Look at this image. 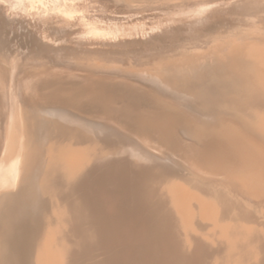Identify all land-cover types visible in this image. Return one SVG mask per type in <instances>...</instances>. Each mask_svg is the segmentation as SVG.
I'll return each instance as SVG.
<instances>
[{"label": "bare ground", "instance_id": "obj_1", "mask_svg": "<svg viewBox=\"0 0 264 264\" xmlns=\"http://www.w3.org/2000/svg\"><path fill=\"white\" fill-rule=\"evenodd\" d=\"M126 1L129 5L116 0H0V264H27L29 246L37 250L45 237L36 233L47 200L39 154L47 151L45 142L54 131L42 116L57 119L56 126L65 132L90 133L109 146L88 145V160L80 157L87 169L72 191L81 199L77 213L92 221L100 245L122 246L123 253L116 256L121 264H158L156 258L131 252L132 246L148 244L179 264H206L207 244L197 236L188 242L189 254L176 250H181V240L173 230L172 212L157 213L156 203H148L160 190L167 193L176 179L264 218V142L259 139L264 137V0ZM93 61L103 62L109 73L127 72L123 65L138 67L133 72L138 79L84 74L73 67ZM48 62L53 65L34 73L26 67ZM153 65L156 69L148 68ZM66 80L76 81L85 93L78 96L64 86ZM74 108L98 119L80 116ZM227 115L239 124L227 122ZM33 122L39 145L31 153ZM245 130H260L261 136L251 133L249 141ZM188 135L201 137L203 144L187 140ZM253 138L261 142L255 145ZM254 167L260 169L252 172ZM28 171L31 188L25 193L21 186Z\"/></svg>", "mask_w": 264, "mask_h": 264}, {"label": "rangeland", "instance_id": "obj_2", "mask_svg": "<svg viewBox=\"0 0 264 264\" xmlns=\"http://www.w3.org/2000/svg\"><path fill=\"white\" fill-rule=\"evenodd\" d=\"M117 2H119L120 4L124 3L127 4L126 0H116ZM123 1V2H122ZM137 2V1H136ZM135 2V3H136ZM246 52V51H245ZM243 54V52H236V55H240ZM233 55H235V52L233 53ZM235 55V56H236ZM94 62V61H93ZM96 62V63H95ZM94 64L91 63H82L79 62L78 63H73V67L76 68V70H78L80 73H88L95 76H105V75H110L113 74L116 77H119V75H122L124 77L129 78L130 80H135L138 79V77L136 75L133 74V72L138 71V67H134V66H128V65H123V68L127 70V72H110V69L108 67H104V63H100L101 61H95ZM99 62V63H98ZM77 64V65H76ZM52 64V62H48L43 65H26L28 72L30 73H34L37 72V70H42L45 69L46 67H50ZM92 65V66H91ZM96 65V66H95ZM103 65V66H102ZM32 66V67H31ZM37 66V67H36ZM81 66V67H80ZM157 65H153V66H148L149 69H156V67H154ZM35 70H34V69ZM38 68V69H37ZM79 68V69H78ZM94 69V71H93ZM145 69V68H144ZM81 70L83 72H81ZM131 70V71H130ZM129 71V72H128ZM118 75H116V74ZM121 73V74H120ZM129 73V74H128ZM135 77V78H134ZM122 78V77H120ZM64 86L67 88H74L75 90H77V92L79 93L78 96L83 95L85 93V88L82 87L81 85H79L76 81H64ZM78 112V114L80 115V113H82L81 115H83V117H87V118H96L97 116H93L92 113H89L83 109H79V108H74L73 111ZM80 110V111H79ZM74 111V112H75ZM86 114V115H84ZM80 115V116H81ZM92 115V117H91ZM228 116V115H227ZM44 117V118H43ZM230 116L227 117V119ZM233 117V116H232ZM94 118V119H95ZM235 117L233 118H229L227 120V122L231 123V124H235L238 125L236 122L233 121ZM98 119V118H96ZM41 120L46 122L48 124V127L54 131L53 134L51 135L50 139L45 142L46 147L48 148L47 151L45 149H41V152L39 154V158L41 157V173H40V177L41 179H45L44 177H46V181L44 180V187H45V191H46V195L45 198L46 200V204L45 207L43 209V213L41 214V219H39V223H38V231H36V233H41L43 232V236L44 238H41V241L43 240V242L40 244V246H38L37 250H34L33 245L29 246L28 248V255H27V264H67L68 261H70V263L68 262V264H109V262L111 260H114L117 264H121V260L120 257H116V256H120L122 252V246L120 245H108V244H104L102 243L100 245V241L97 239V234L93 231L94 227H93V223L90 219L86 218L84 214L81 216L80 214H78L77 212V205H79L80 201L78 202V194L73 193L72 191V187L79 181V179L81 178L82 174L86 171L85 169H87V167L85 168L84 162L88 160L87 158L91 155L90 154V148L88 145L93 144L96 146H99L101 149L107 148L109 147L106 144H103V142H101L97 137H95L94 135H91L90 133H85L84 135H80V131H73V130H68L67 132H65L63 129L58 128V126H56V122L54 120H57L55 118L52 117H48V116H42ZM234 120H238V119H234ZM233 121V122H232ZM241 124V121H238ZM66 126V125H65ZM68 126V125H67ZM31 128V140L29 144V149L30 152L33 153V151L36 149V145H39V138L37 135V131L35 128V124L34 122L31 124L30 126ZM133 129H135L133 127ZM80 130V129H79ZM73 131V132H72ZM254 131V130H251ZM251 131H247L245 130V137H248L249 135H251V133H255L254 135H251L252 137L255 136V138H259L261 135H259L258 133H260V130H258L257 132H251ZM71 132V133H70ZM134 132V131H133ZM249 132V133H248ZM258 135H257V134ZM77 134V135H76ZM54 135V136H53ZM186 136V135H185ZM251 136H249L247 139H249V141H252ZM259 136V137H257ZM70 137V138H68ZM191 137V136H190ZM193 137V138H192ZM191 138H189L188 135V139L189 141H198L201 143V145L203 144V141H199V139L201 140V137H194L192 136ZM262 137V138H261ZM259 139H261V141L264 142V137L261 136ZM58 138V139H57ZM72 138V139H71ZM77 138V139H76ZM83 138V139H82ZM203 138V137H202ZM70 139V140H69ZM208 138L204 137L202 140H207ZM254 139V138H253ZM263 139V140H262ZM72 140V141H71ZM78 140V141H77ZM92 140V141H91ZM194 140V141H193ZM255 140V139H254ZM68 141H70L71 143H69ZM86 141V142H84ZM91 141V142H90ZM256 142H254L255 145H257L258 143H260L261 141L255 140ZM95 142V143H94ZM36 143V144H35ZM54 143V145H53ZM80 143V147L79 144ZM84 145H83V144ZM71 144V145H70ZM68 145V146H67ZM82 145V146H81ZM62 146V147H61ZM67 146V147H66ZM71 146V147H70ZM85 146V148L83 147ZM86 146H88L86 148ZM102 146V147H101ZM31 147V148H30ZM61 147V148H60ZM71 150H70V149ZM80 148V149H77ZM84 148V149H83ZM50 149V150H49ZM54 149V150H53ZM65 149V150H64ZM53 150V151H52ZM64 150V151H62ZM69 152H68V151ZM85 150V151H82ZM87 150L89 152H87ZM160 151V150H159ZM47 152V153H46ZM58 152V153H57ZM60 152V153H59ZM76 152V154H75ZM46 153V154H45ZM62 153V154H61ZM64 153V154H63ZM66 153V154H65ZM68 153V154H67ZM72 153V154H71ZM79 153V154H77ZM50 154V155H49ZM85 154V155H84ZM89 156H88V155ZM44 155V156H43ZM66 155V156H65ZM71 155V156H70ZM74 155V156H73ZM60 156H63L66 160L65 162L63 161L64 158ZM76 156V157H75ZM175 156V155H174ZM59 157V158H57ZM68 159H67V158ZM83 161H82V159ZM176 157V156H175ZM45 158V159H44ZM51 158V159H50ZM63 158V159H62ZM78 158V159H77ZM62 159V160H61ZM74 159V160H73ZM45 160V161H44ZM74 164H73V162ZM77 160V161H76ZM81 162H80V161ZM48 161V162H47ZM52 161V162H50ZM69 161V162H68ZM76 161V162H75ZM57 162V163H56ZM80 162V163H79ZM184 163V161H182ZM189 162V161H188ZM54 163V164H53ZM58 163H60L58 165ZM68 164V165H65ZM71 163V164H70ZM78 163L80 164L78 166ZM191 163V162H190ZM86 164V163H85ZM184 164H188V163H184ZM54 169H52V167ZM55 165V166H54ZM74 165V166H73ZM194 165V164H193ZM62 166L64 167V169L62 168ZM196 166V165H195ZM44 167V168H43ZM77 167V168H76ZM60 168L61 170L63 169V172L58 169ZM79 168V170H78ZM67 169V172H66ZM73 169V170H72ZM76 169V170H75ZM260 168L259 167H254L251 171L252 172H257ZM48 170V171H46ZM59 170V172H57ZM44 171V172H43ZM52 171V172H51ZM73 171H76L73 172ZM80 174H78V172ZM73 172V173H72ZM83 172V173H82ZM29 171L26 172V177H25V182L23 183V186H25V193L29 192L27 189L30 190L31 185L29 184L28 180V176H29ZM53 173V174H52ZM60 173V174H59ZM63 176H62V174ZM50 174V175H49ZM58 174V175H57ZM72 175V176H71ZM81 175V176H80ZM43 177V178H42ZM57 177H59L60 179H58ZM71 177H78V178H74L75 180H73ZM53 178V179H52ZM55 178V179H54ZM64 179H68L66 182ZM50 180V182H49ZM55 180V181H53ZM59 180L60 182L58 183ZM53 181V182H52ZM75 181V182H74ZM47 182V183H46ZM68 182V183H67ZM31 183V181H30ZM65 183V184H64ZM70 183V184H69ZM75 183V184H74ZM48 184V185H47ZM54 184V185H53ZM74 184V185H73ZM53 185V187H52ZM63 185V186H62ZM67 185V186H66ZM19 186V187H20ZM173 186V187H172ZM18 187V188H19ZM30 187V188H29ZM54 188V189H52ZM70 188V189H69ZM163 188V187H162ZM176 188V189H174ZM189 188V189H188ZM191 188V189H190ZM169 189V190H168ZM16 190V189H15ZM55 190V191H54ZM154 190V189H152ZM160 190V189H159ZM173 190V193L171 192ZM175 190V192H174ZM183 190H188L183 191ZM192 192H191V191ZM196 188H192L186 184H184L183 182L179 181V180H175V182L171 183L168 188H167V193L163 192L162 190H160L161 192L157 193V195L152 199L151 197L148 199V203L150 202H154L156 203V206H154L153 208L157 213L161 211V214L163 212L166 211H170L169 213H171L170 215L173 216L174 221H175V226L173 227V230H176V234L178 235V237L181 240V250L176 248V250L181 251V252H186L184 254H189L191 247H189L190 245H188V242L190 240H192L194 237L199 236L200 239H202L207 245H206V249H204V253H205V258L203 257V263L206 264H244L245 262L247 264H262L264 263V218L257 212H255L254 210L247 208L243 205H241L238 202H231V201H226V200H216L214 199L212 196L206 194L204 191L202 190H198ZM168 191H170L168 193ZM183 191V192H181ZM194 191V192H193ZM50 192V193H49ZM180 192V193H179ZM190 192V193H189ZM73 193V194H72ZM182 193V194H181ZM59 194V195H58ZM179 194V195H178ZM65 195V196H64ZM62 196V198H61ZM67 196V197H66ZM75 198H74V197ZM78 198H77V197ZM175 196V197H174ZM183 198H181V197ZM71 197V198H70ZM55 198V199H54ZM77 198V199H76ZM164 198V200H163ZM61 199V201H60ZM69 199V200H68ZM176 199V200H175ZM191 199V200H190ZM71 200V201H70ZM81 200V199H79ZM180 200H182L183 202H181ZM230 200V199H229ZM49 201V202H48ZM176 203H175V202ZM71 204H70V203ZM174 202V203H173ZM59 203V204H58ZM66 203V204H65ZM163 205H162V204ZM165 203V204H164ZM218 203V204H217ZM47 204H49L50 206H48ZM65 204V205H63ZM186 204V206H185ZM59 205V206H58ZM62 205V207H61ZM193 207H192V206ZM201 205L204 206L201 207ZM57 206V207H56ZM68 206V207H67ZM170 206V208H169ZM184 206V207H183ZM196 208H195V207ZM240 206V207H239ZM75 207V208H74ZM191 207L192 210H188L191 209L189 208ZM201 207V208H200ZM47 208V209H46ZM49 208V209H48ZM165 208V209H164ZM173 208V209H172ZM178 208V209H177ZM205 210H203V209ZM227 208V209H226ZM56 209V210H55ZM74 209V210H72ZM170 209V210H169ZM215 209V210H214ZM164 210V211H163ZM166 210V211H165ZM173 210V211H172ZM179 210V211H177ZM186 210V211H185ZM217 210V211H216ZM68 211V212H67ZM71 211V212H70ZM163 211V212H162ZM189 211V212H188ZM213 211V212H212ZM231 211V213H229ZM75 212V213H73ZM155 212V213H156ZM201 212V213H200ZM234 212V213H233ZM242 212V213H241ZM244 212V213H243ZM56 213V214H54ZM71 213V214H70ZM73 213V214H72ZM77 213V214H76ZM176 215H175V214ZM189 213V214H188ZM191 213V214H190ZM206 213V214H205ZM75 214V215H74ZM181 214V215H180ZM232 214V216H231ZM61 215V216H60ZM179 215V216H178ZM192 215V216H191ZM238 215V216H237ZM251 217H250V216ZM80 216V218H79ZM183 216V217H182ZM186 216V218H185ZM208 216H210L208 218ZM224 216V217H223ZM241 216V217H239ZM249 216V217H248ZM73 217V218H72ZM177 217V218H176ZM181 217V218H180ZM212 217V218H211ZM235 217V218H234ZM241 218V220L239 218ZM253 217V218H252ZM51 218V219H50ZM71 222H69L70 220ZM76 218V220L74 219ZM84 218V219H83ZM172 218V220H173ZM176 218V219H175ZM179 218V219H178ZM188 218V219H187ZM230 218V219H229ZM251 218V219H250ZM260 218V219H259ZM81 219V220H80ZM89 221H88V220ZM237 222H236V220ZM55 220V221H54ZM66 220V221H65ZM88 222H87V221ZM157 220V219H155ZM188 220V221H187ZM190 220V222H189ZM200 220V221H199ZM260 220V221H259ZM262 220V221H261ZM65 221V223H64ZM73 221V223H72ZM178 221V222H177ZM203 221V222H202ZM232 223H231V222ZM75 222V223H74ZM79 222L81 224H79ZM215 224H214V223ZM239 222V224H237ZM245 222V223H244ZM69 223V224H68ZM79 225H78V224ZM200 223V224H199ZM209 223V224H208ZM225 223V224H224ZM243 224V225H240ZM53 224V225H52ZM55 224V225H54ZM62 224V225H60ZM64 224V226H63ZM66 224V226H65ZM88 224V227L87 225ZM92 224V226H91ZM204 224V225H202ZM207 224V225H206ZM227 224V225H226ZM247 224V228L246 225ZM252 224V225H251ZM199 225V226H198ZM209 225V226H208ZM226 225V226H225ZM234 225V226H233ZM238 225V226H237ZM256 225V226H255ZM59 226V227H58ZM73 226V227H72ZM77 226V227H76ZM80 226V227H78ZM91 226V227H90ZM219 226V227H218ZM260 228H259V227ZM55 227V228H54ZM63 227L65 228L63 229ZM93 227V228H92ZM196 227V228H194ZM227 227V228H226ZM237 227V229H236ZM243 229H242V228ZM48 230H47V229ZM58 228V229H57ZM68 228V229H67ZM80 228V229H78ZM91 228V229H90ZM199 228V229H198ZM209 228V229H208ZM239 228V229H238ZM246 230H245V229ZM51 229V230H50ZM57 229V230H56ZM74 229V230H73ZM82 229V230H81ZM86 229V230H84ZM89 229V230H88ZM198 229V230H197ZM211 229V230H210ZM84 230V231H83ZM91 230V231H90ZM197 230V231H196ZM209 230V231H208ZM213 230V231H212ZM228 230V231H227ZM235 230V231H234ZM42 231V232H41ZM46 231V232H45ZM63 231V232H62ZM87 231V233H86ZM201 231V233H200ZM216 233H215V232ZM245 231V232H244ZM253 231V233H251ZM50 232V233H49ZM60 232L62 234V236L60 235ZM72 232V233H71ZM75 232V234H74ZM79 232V233H78ZM84 232V233H82ZM89 232V233H88ZM92 232V233H91ZM215 234H214V233ZM221 232V233H220ZM239 232V233H238ZM244 232V233H243ZM259 232V233H257ZM227 233V235H226ZM39 234L37 237L34 235L33 237V241L37 240V238H40ZM54 234V236H53ZM56 234V235H55ZM96 234V235H95ZM224 236H223V235ZM245 234V235H244ZM255 234H258V236ZM50 235V236H49ZM67 237H65V236ZM84 235V236H83ZM93 235V238L92 236ZM202 235V236H201ZM220 235V236H219ZM227 237H226V236ZM250 235H254V237H252V239L250 238ZM261 235V236H260ZM85 237L83 240L82 238ZM219 236V237H218ZM263 236V237H262ZM60 237V238H59ZM79 237V238H78ZM90 237V238H89ZM184 237V238H183ZM191 237V238H190ZM204 239H203V238ZM207 237V239H206ZM216 237V238H215ZM256 237V238H255ZM260 239H258V238ZM50 238V239H49ZM56 238V239H55ZM72 238V239H70ZM215 238V239H214ZM53 239H55L54 241H52ZM75 239V240H74ZM86 239V240H85ZM95 239V240H94ZM250 239V241H249ZM62 240V241H61ZM80 240V241H79ZM214 243H212L213 241ZM263 240V241H261ZM84 243H83V242ZM209 241V242H208ZM48 242V243H47ZM58 242V243H57ZM81 242V243H80ZM100 242V243H99ZM53 243V244H52ZM56 243V244H55ZM60 243V245H58ZM69 243V244H68ZM73 243V245H72ZM76 243V246H75ZM100 245V247L97 245ZM183 243V244H182ZM222 243V244H221ZM32 244V243H31ZM47 244V245H46ZM67 244V245H66ZM80 244V245H79ZM92 244V245H91ZM221 244V245H220ZM242 244V246L240 245ZM45 245V246H44ZM54 245V246H53ZM64 245V246H63ZM86 245V246H85ZM137 246V247H136ZM136 246H132L131 248V252L133 253L134 256L136 257H146L148 258V260H150L151 258H156L158 261V264H179V260L175 261L172 257L170 259V256L168 257L167 253L163 250H160L159 247H154L151 244L148 245H136ZM218 246V247H217ZM45 247V248H44ZM47 247V248H46ZM56 247V248H55ZM80 247V248H79ZM83 247V248H81ZM86 247V248H85ZM90 247V248H89ZM239 247V248H238ZM251 247V248H250ZM40 248V249H39ZM54 248V249H53ZM71 248V250H70ZM73 248V249H72ZM79 248V249H78ZM141 248V249H140ZM210 248V249H209ZM217 248V249H216ZM247 248V249H246ZM58 249V250H57ZM79 251H78V250ZM92 249V250H91ZM147 253H146V250ZM149 249V250H148ZM173 249V248H172ZM233 249V250H231ZM237 251H236V250ZM250 251H249V250ZM51 250V251H50ZM55 250V251H54ZM61 250V251H60ZM83 250V251H82ZM97 250L99 251L97 253ZM115 250V251H114ZM153 250V252H152ZM157 252H156V251ZM183 250V251H182ZM217 250V252H216ZM236 252H235V251ZM57 251V254H56ZM89 251V252H88ZM92 251V252H91ZM143 251V252H142ZM163 251V252H162ZM232 251V252H231ZM234 251V252H233ZM239 251V252H238ZM69 252V253H68ZM71 252V253H70ZM74 252V253H73ZM81 252V253H80ZM103 252V253H102ZM110 252V253H109ZM212 252V253H211ZM221 252V253H220ZM247 252V253H245ZM251 252V253H249ZM55 253V254H54ZM60 253V254H59ZM66 253V255L68 257H66V255L64 254ZM95 253V254H94ZM107 253V254H105ZM149 253V254H148ZM153 257L152 256V254ZM207 253V254H206ZM210 253V254H208ZM225 253V254H224ZM71 254V255H70ZM76 254V255H75ZM88 254V255H87ZM93 254V255H92ZM144 254V255H143ZM148 254V255H147ZM214 254V256L212 257V255ZM48 255V257H47ZM60 257H57V256ZM82 255V256H81ZM86 255V256H85ZM95 255H98V257H96ZM103 255V256H102ZM105 255V256H104ZM216 255V256H215ZM250 255V256H249ZM55 256V257H52ZM62 256V257H61ZM77 256V257H76ZM84 256V257H83ZM92 260H91V258ZM95 258H94V257ZM163 256V257H162ZM165 256V257H164ZM210 256V257H209ZM79 257V258H78ZM86 257V258H85ZM219 257V259H218ZM227 257V258H226ZM70 258V259H69ZM83 258V259H82ZM88 258V259H87ZM90 258V259H89ZM117 258V259H116ZM230 258V259H229ZM47 259V261H46ZM65 259V260H64ZM87 259V260H86ZM96 259V260H94ZM98 259V260H97ZM169 259V260H167ZM207 259V262H206ZM225 259L227 261H225ZM54 260V261H53ZM63 260V261H62ZM91 260V261H90ZM94 260V261H93ZM148 260H146L148 262ZM163 262H160L162 261ZM171 260V261H170ZM219 260V261H218ZM222 260V261H221ZM247 260V261H246ZM249 260V261H248ZM173 261V262H172ZM225 261V262H224ZM52 262V263H50ZM57 262V263H56ZM74 262V263H73ZM83 262V263H82ZM94 262V263H93ZM101 262V263H100ZM171 262V263H170ZM213 262V263H212ZM244 262V263H243ZM245 263V264H246Z\"/></svg>", "mask_w": 264, "mask_h": 264}]
</instances>
